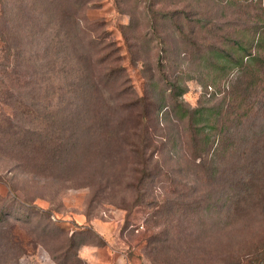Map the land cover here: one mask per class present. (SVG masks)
<instances>
[{"label":"rangeland","instance_id":"374dc122","mask_svg":"<svg viewBox=\"0 0 264 264\" xmlns=\"http://www.w3.org/2000/svg\"><path fill=\"white\" fill-rule=\"evenodd\" d=\"M22 1L0 0L10 44ZM53 2L22 42L38 66L17 79L9 55L0 74V227L24 249L18 264H155V249L165 264H264V90L235 100L226 54L264 21V0ZM65 16L72 47L58 54ZM207 47L226 52L199 57ZM200 106L196 126L217 119L235 145L212 178L184 144L185 110Z\"/></svg>","mask_w":264,"mask_h":264},{"label":"trees","instance_id":"16d2710c","mask_svg":"<svg viewBox=\"0 0 264 264\" xmlns=\"http://www.w3.org/2000/svg\"><path fill=\"white\" fill-rule=\"evenodd\" d=\"M55 1V0H54ZM23 5H21L20 14L22 15L19 19V32L20 35L18 37H14V44H10L5 40V36H7V7H2L0 12V36H2V41L4 47L2 48L3 59L5 63L2 61L0 63V74L3 76L7 74V66L6 62L9 60V55H11L14 59V75L27 77L30 75V70L35 69L40 61H33L32 59H36L32 55L23 52L22 42L25 36V39L33 41V35H40L41 34V20L46 15L48 9L52 12H56L54 9V3L52 1L46 0H23ZM52 7V8H51ZM70 19H65L62 21V25H60V31L63 41H59V47L56 42L55 47L58 48V54L63 51L64 49L67 50L72 47V26L70 25ZM194 22L187 21V27L190 35L184 36L186 40H191L195 38V29H194ZM24 33L22 36L21 34ZM183 36V32L180 33ZM15 40L17 43H15ZM236 46L232 48L231 54L226 51H223L220 48H203L197 52L199 57L206 56L208 53H223L226 52L228 55V59L234 64H240L241 76L236 81L235 87L233 88L234 91L239 92L241 97L234 96L235 100L239 99H251L253 95L259 94V88L264 90V83L259 84L257 80H260L257 75L250 71V63H256L258 66L262 68V74L264 76V21L257 23L254 22L252 27L249 29V37L247 39V43L239 44L237 42L234 43ZM103 50V49H101ZM163 54V59H165V55L167 50L163 48L160 51ZM188 51L184 53L187 54ZM23 53L27 56V59L23 56ZM193 54V53H192ZM25 58V61L23 60ZM162 60V56L160 57ZM121 68V67H118ZM24 70V71H23ZM24 74V75H22ZM18 79V77H17ZM86 80V79H84ZM261 81V80H260ZM124 84V82L122 83ZM175 86L172 85V89H170L169 98L170 100H174L176 95L174 93ZM71 99V98H70ZM87 99V96L85 97ZM243 99V100H244ZM133 100V98H132ZM71 101L67 104L65 111L69 110L71 106ZM203 107H199L194 110H185L184 118L187 119V127L184 131V144L187 147L188 155L191 157L199 158L202 163L199 166V170L202 172L204 177L212 178L215 174L216 169L219 168L217 165V160L220 161L226 158L228 155H231L234 152L235 145L234 143L227 145V132L223 131L222 129H218L216 122L217 119L214 120L212 125V132L205 131L203 128H199L196 126V119L200 116ZM211 111H213L211 109ZM57 122V116L51 115V118L48 121ZM65 121L68 120V117H65ZM19 129V127L11 125L8 128V131L13 129ZM17 131V130H16ZM9 138L12 140H16V138L21 137V131L14 132L13 134H9ZM211 138L214 140L211 141ZM30 139V138H27ZM26 139V140H27ZM23 139L22 141H24ZM215 142V143H214ZM19 145L23 147L22 142H18ZM28 144V143H24ZM159 215V214H158ZM12 226L9 228H4L3 226L0 227V264H18L19 258L24 254V249L22 245L15 241L14 238L11 236ZM72 236V235H71ZM148 241L153 242L156 240V237L152 234L148 237ZM71 240V237L67 239V241ZM159 249H155L154 253V262L155 264H165L159 261L157 258V253ZM156 256V257H155ZM158 261V262H157Z\"/></svg>","mask_w":264,"mask_h":264}]
</instances>
